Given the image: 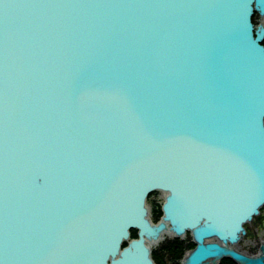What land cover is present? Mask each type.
I'll return each mask as SVG.
<instances>
[{
    "label": "water",
    "instance_id": "water-1",
    "mask_svg": "<svg viewBox=\"0 0 264 264\" xmlns=\"http://www.w3.org/2000/svg\"><path fill=\"white\" fill-rule=\"evenodd\" d=\"M255 13L264 0H0V264H155L167 229L197 244L183 264H264V243L232 247L264 205Z\"/></svg>",
    "mask_w": 264,
    "mask_h": 264
},
{
    "label": "rangeland",
    "instance_id": "rangeland-1",
    "mask_svg": "<svg viewBox=\"0 0 264 264\" xmlns=\"http://www.w3.org/2000/svg\"><path fill=\"white\" fill-rule=\"evenodd\" d=\"M260 20L261 18L259 14L255 13L253 17L254 23L256 25H259ZM147 202L151 210L150 216L152 220L155 223H159L163 217L162 194L159 192L152 193L151 196L148 198ZM246 231H247V235L244 237V239L240 244L243 245L244 243H247L249 246H251V248L249 249L250 252L254 254L257 251H259L261 244L264 242V209L261 211V214L259 216L255 217V219L246 226ZM191 235L192 234L188 232L184 236V238L181 237L173 238V239L168 238L165 241L161 242L159 245L154 246L152 249L153 251L152 256L155 261V264H178L177 261L178 256L172 258L171 255L174 256V250L177 249V245L179 247V240L181 241L180 244H184L187 246L185 255L188 251H192L196 247L195 246L196 243L195 241L193 242L192 240L193 236L191 237ZM132 238H138L137 230L132 231ZM127 244L128 243L126 242L124 246H126ZM171 249L173 250V253H171L170 251Z\"/></svg>",
    "mask_w": 264,
    "mask_h": 264
},
{
    "label": "flooded vegetation",
    "instance_id": "flooded-vegetation-1",
    "mask_svg": "<svg viewBox=\"0 0 264 264\" xmlns=\"http://www.w3.org/2000/svg\"><path fill=\"white\" fill-rule=\"evenodd\" d=\"M254 219H255V218H254ZM250 223H251V222H250ZM248 224H249V223H248ZM248 224H247V225H248ZM247 225H246V226H247ZM246 235H247V233H246ZM246 235H244V236H243V237H242L237 243H235L232 247H233L236 251H239V252H241V253H245V254L250 255V256H254V255H256V254L259 253L260 248H259V251H257L256 253L252 254V253L250 252V250H249V249L251 248V246H249L247 243H244L243 245L240 244ZM191 237H192V235H191ZM192 240H193V242H194L193 237H192ZM213 240L218 241L217 238H213V239H211L212 242H216V241H213ZM180 242H181V241L179 240V247H178V245H177V249L174 250V256L171 255L172 258L175 257V256H178V259H177L178 264H181V263H182V261H183L182 259L185 257V252H186V247H187V246L184 245V244H180ZM194 244H195V243H194ZM195 246H196V244H195ZM195 246H194V247H195ZM170 251H171V253H173V250H172V249H171ZM175 253H176V254H175ZM210 264H241V263L238 262L237 260L233 259V258L230 257V256H224V257H222L220 260H218L217 263H210Z\"/></svg>",
    "mask_w": 264,
    "mask_h": 264
},
{
    "label": "bare ground",
    "instance_id": "bare-ground-1",
    "mask_svg": "<svg viewBox=\"0 0 264 264\" xmlns=\"http://www.w3.org/2000/svg\"><path fill=\"white\" fill-rule=\"evenodd\" d=\"M260 23L264 26V18H261V20H260ZM154 192H159V193H161L162 194V198H163V204H162V211H163V216H164V210H163V205H164V202H165V196H166V193H163V192H160V191H154ZM154 192H151L148 196H147V200H148V198L151 196V194L152 193H154ZM146 207L148 208V210H149V213H150V208H149V206H148V202H147V205H146ZM264 209V205L262 206V208H261V211ZM151 217V216H150ZM163 218V217H162ZM151 220H152V218H151ZM152 222V224H154V225H157L158 223H155L153 220L151 221ZM246 226V225H245ZM173 239V238H178V237H176V235L174 234V232L173 231H171L170 229H167L165 232H163L158 238H157V240H155L154 241V243L152 244V246H151V251H152V249H153V247L154 246H157V245H159L161 242H163V241H165L166 239ZM208 241H210V242H212L211 241V239L210 240H208ZM213 241H216V240H213ZM219 241V240H218ZM264 243V242H263ZM190 253H191V251H188L187 253H186V255H185V257L186 256H188V255H190ZM152 254H153V251H152ZM257 256L258 255H261V251H259V253L258 254H256ZM255 255V256H256ZM184 257V258H185ZM183 262V261H182ZM212 262H215V260H213ZM218 262V261H217ZM216 262V263H217ZM181 264H183V263H181Z\"/></svg>",
    "mask_w": 264,
    "mask_h": 264
}]
</instances>
